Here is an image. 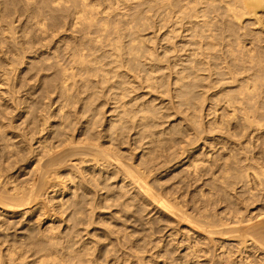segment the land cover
<instances>
[{"label":"bare ground","instance_id":"6f19581e","mask_svg":"<svg viewBox=\"0 0 264 264\" xmlns=\"http://www.w3.org/2000/svg\"><path fill=\"white\" fill-rule=\"evenodd\" d=\"M153 1L159 0H145L130 6L131 11L129 8L127 13L130 18H122L120 14L122 19L117 18V23L113 22L111 29H106L112 20L110 24L106 18L94 21L90 8L92 0H31L26 2L27 6L17 0H6L5 11L0 13L5 33L2 31L4 35L2 33L0 38L9 48L20 46L23 54L18 56L24 63L23 81H31L32 90L29 98L23 99V105L0 107V150L11 151L13 143L8 134L14 127L13 121L23 115L25 128L48 131L54 138L52 145H45L46 136L35 139L36 146L45 147L46 151V159L39 164L38 173L39 176L45 172L60 176L58 173L64 169L70 183L67 191L71 199L69 211L84 205L86 198L90 199L87 193L94 190L96 201L91 208L88 205L84 209L107 206L108 211L98 212L100 222L106 224L107 229L111 222L119 225L121 217L116 211L122 212L125 202L109 203L108 199L124 194L131 186L167 214L184 220L190 228L203 229L210 234L214 231L207 228L211 223L203 214L199 211L190 214L178 205V200L172 205L157 196L153 182L147 177L154 174V169L163 168L157 161L159 147L174 144L171 137L163 136L168 126H174L170 120L166 123L165 116H176L184 135H193L183 138L186 143L191 138H194L191 143L201 139L202 127L211 133L210 146L221 143L222 148L227 142L235 146L232 136L238 135L236 131L230 136L226 131L216 129V120L210 121L208 128L200 122L211 103L224 100V105L231 110L230 118L235 121L239 137L249 140L264 130V50L253 44L239 43L236 51L225 55L224 64L217 67L212 63L211 55H206L197 45L194 46L197 51L192 47L185 61L179 63L181 65L172 63L171 56H179L178 51L185 49L184 43L183 49L181 45L172 46L170 51L174 54L170 56L166 49L159 54L157 48H143V45L131 42L136 32L131 23L138 20L145 5L154 6ZM205 2L188 0L192 18L187 20L191 27L194 25V34L199 36L193 22L194 18L204 17L200 7L207 6ZM237 2L243 8H250L256 18H259L257 9H264V0H234ZM11 4L16 5L12 7ZM167 4L176 9L174 13L184 25L185 0H168ZM12 9L16 10L13 15ZM114 10L113 15L117 12ZM13 18L18 20L17 25ZM233 18L238 19L239 15L234 13ZM16 26L23 28V34H16ZM147 61L151 62L145 67ZM164 68L166 71L162 70L160 76L163 82L158 85L152 71ZM222 76H227L232 89L222 91L217 83ZM211 88L216 90L211 92ZM118 99L121 100L119 105H114L107 114L109 117H105L104 105ZM158 102L165 113L155 116ZM183 153L184 150L175 156V162L182 160L179 157ZM191 155H185L184 164L187 168L192 167L195 174L203 159L198 162L190 159ZM221 157L222 154L212 161ZM227 158L228 155L223 156L224 160ZM2 163L12 166L14 161L0 163V212L7 220L5 225L0 223V231L8 230L0 233V264H74L77 259L79 261L88 249L74 246V235L80 232V229L74 230L75 222L56 229L50 219L52 223L40 229L38 234L25 233V228L19 226L21 220L16 212L32 202L31 206L37 203L36 178L28 185L3 179L5 167ZM244 174L248 175L247 172ZM253 174L258 178V171ZM112 206H117V210L111 211ZM65 216L67 220L72 218L70 213ZM253 234L256 241L264 245V225L253 230ZM88 256L86 264H100L93 254Z\"/></svg>","mask_w":264,"mask_h":264},{"label":"rangeland","instance_id":"374dc122","mask_svg":"<svg viewBox=\"0 0 264 264\" xmlns=\"http://www.w3.org/2000/svg\"><path fill=\"white\" fill-rule=\"evenodd\" d=\"M5 1L0 0V13L5 11ZM17 1L27 6L26 2L31 0ZM98 1L95 0L94 3L92 0L90 8L92 7L94 14L92 13L91 17L94 21L106 18L107 24H110L112 20L106 27L109 29L113 26V22L117 23V18L122 16L125 19L127 16L130 18L128 15L130 6L132 8L145 0ZM104 1L110 3L106 4ZM111 1L116 7L113 4V6L110 5ZM167 1L159 0L156 3L153 1L154 6L143 7L145 9L141 11L138 20L131 23V27L136 30L131 41L134 45L141 44L143 48H157L156 52L159 54L166 49L167 54L171 56L174 54L170 51L172 46L181 45L183 49L184 43L185 49L178 51L179 56H171L172 63L178 64L185 61L192 47L199 45L206 55H211L212 63L217 67L224 64L225 55L236 51L239 43L253 44L257 49L264 50V9H257L259 18H256L251 9L243 8L240 2L206 0L207 6L200 7V14L204 17L194 18L193 22L196 24L199 36L194 34L195 27L194 25L191 27V22L187 20L192 18L188 0H185L184 25L183 21L178 20L177 13H174L176 9L173 10ZM93 4H95L94 7ZM96 5L99 6L95 7ZM112 10L117 11L115 15ZM14 11L16 10L10 11L11 15ZM234 13L239 15L238 19L233 18ZM113 16L117 17L113 19ZM21 18L23 20V15ZM13 19L17 25L18 20ZM15 28L18 31L16 34L20 32L23 34V28L20 29L18 26ZM0 29H2L0 37H3L5 29L2 22H0ZM21 53L23 54L19 45L9 48L4 39L0 38V93H2L0 107L13 108L18 103L23 105V99L26 100L30 96L32 83L23 81L24 63L18 56ZM146 57H149L148 53ZM149 62L151 61H147L145 67ZM162 70L166 71L165 68L152 71L158 85L163 82L160 78ZM1 76L6 77L1 78ZM217 83L223 88L222 91L233 88L229 86L227 76H222ZM215 90V88L210 89L211 92ZM120 102V99L107 102L104 105V116L108 118L107 114L112 107L119 105ZM224 104V100L211 103V106L208 109L207 106V110H204L201 115L200 122L208 128L209 122L216 120V129L226 131L230 136L236 131L238 135L232 136L235 146H231L232 142L225 143L223 145L225 148H221V143L210 146L211 133L209 134L202 127L200 131L203 137L194 143H191L194 139L191 138L190 142L186 143L183 138L188 139L193 135H184V131L180 130L179 120L175 119L176 116H165L168 120L166 123L170 120V124L174 126L171 128L168 126V131L163 136L171 137L174 144L166 148L159 147L157 161L163 165V168L154 169V174L147 177L150 182H153L152 188L157 196H161L172 205H175L178 200V205L190 214H197L199 211L211 223L207 228L214 232L208 234L203 229L190 228L184 220L167 214L140 194L137 188L131 186L124 194L110 196L108 199L109 203L125 202L123 211H116L121 217L119 225L111 222L110 228L107 229L106 224L100 222L98 212L99 210L108 211L107 206L104 209H94V206L92 210L84 209V206L88 205L91 208L96 201L97 194L94 190L87 193L90 199L86 198L83 207L78 206L69 211L68 204L71 199L67 191H69L70 183L66 180L64 169L58 173L60 176L47 172L39 176L38 173L39 164L46 159L44 155L46 151H44L45 147L36 146L35 139L46 136L45 145H52L54 138L48 131H40L39 128L34 130L30 126L25 128L23 115L13 121L14 127L8 134L9 141L13 143L10 147L11 151L6 153L5 150H0V163L14 161L12 166L2 163L5 167L3 179L28 185L36 178L37 203L31 206L34 203L32 202L28 207L24 206L16 212L21 220L19 226L25 228V233L38 234L40 229L52 222L56 229H62L66 224L75 222L74 230L80 229V232L74 233L76 241L74 246L77 249L87 247L88 253L81 254L80 260L77 259L74 264H81V262L86 264L89 253L93 254L100 264H109L112 261H114L113 264H264V245L258 243L253 234V230L264 225V177L262 176L264 130L256 133L249 140L239 137L235 121L230 118L231 110ZM156 109L155 116L165 113L159 102ZM227 148L230 155L226 153ZM183 150L184 153L179 157L182 160L175 162L177 159L175 156ZM186 154H192L190 159H197L198 162L203 159V163L198 165L195 174L192 167H185ZM220 154L222 157L219 160L212 161L220 157ZM227 155L228 158L224 160L223 156ZM255 170L258 171V178L253 174ZM245 172L248 175H245ZM62 179L65 182H62ZM72 188L71 186L70 189ZM71 194H73L72 191ZM29 208L31 210H27ZM116 208L117 206H112L111 211L117 210ZM25 209L27 211L22 212ZM0 211H2L1 207ZM67 213H70L72 217L69 220L65 216ZM2 218L3 215L0 212V223L5 225L7 220L3 218L4 221H2ZM18 230L21 229L18 228ZM2 232H8V230L0 231ZM62 262L64 263V260Z\"/></svg>","mask_w":264,"mask_h":264}]
</instances>
